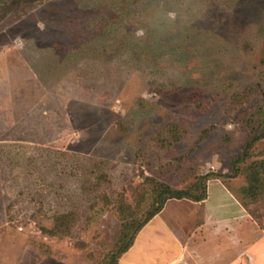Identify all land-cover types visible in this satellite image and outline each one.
Here are the masks:
<instances>
[{
	"label": "rangeland",
	"instance_id": "rangeland-1",
	"mask_svg": "<svg viewBox=\"0 0 264 264\" xmlns=\"http://www.w3.org/2000/svg\"><path fill=\"white\" fill-rule=\"evenodd\" d=\"M262 132L264 0H0V264H111L162 186L223 183L264 230Z\"/></svg>",
	"mask_w": 264,
	"mask_h": 264
},
{
	"label": "crops",
	"instance_id": "crops-1",
	"mask_svg": "<svg viewBox=\"0 0 264 264\" xmlns=\"http://www.w3.org/2000/svg\"><path fill=\"white\" fill-rule=\"evenodd\" d=\"M214 198L220 200L215 207ZM204 201L200 221L186 227H171L158 213L136 237L133 263L156 264L161 257L155 259L152 249L162 248L169 252L163 264H264V230L227 187L208 182Z\"/></svg>",
	"mask_w": 264,
	"mask_h": 264
},
{
	"label": "trees",
	"instance_id": "trees-1",
	"mask_svg": "<svg viewBox=\"0 0 264 264\" xmlns=\"http://www.w3.org/2000/svg\"><path fill=\"white\" fill-rule=\"evenodd\" d=\"M264 138V132H262L259 135H256L246 146L244 153H243V158H245L248 155V151L249 149L253 146V144L257 141H259L260 139ZM243 158H239L238 161H236V163L241 162L243 160ZM234 173H237V169L234 170ZM255 176V175H254ZM256 176H258L256 174ZM254 181H256L253 185H251L249 187V189L247 190L248 195L250 197L256 198L259 194H260V189H259V179L253 178ZM163 188L160 189V191L157 194V198H156V206L153 208V210L149 213V215L140 223H138L135 226V229L133 231V233L130 235L128 241L126 243H124L119 249L118 251L114 252L110 258L111 264H118V258L120 256H122L123 254H125L126 252H128V250L133 246L134 243V239L136 237V235L141 231V229L147 225L158 213H160V211L164 208L165 203L169 200V199H190L193 201H202L204 199L207 198V191L205 190L204 192H202L199 196L195 195L194 193L188 191V190H174L172 189L170 186H162ZM254 217H256L255 215H252ZM125 236H128V234L126 233Z\"/></svg>",
	"mask_w": 264,
	"mask_h": 264
}]
</instances>
